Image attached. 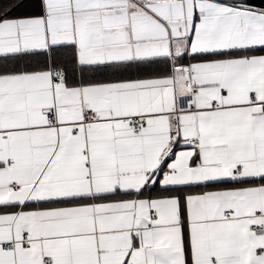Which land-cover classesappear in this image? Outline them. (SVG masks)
Masks as SVG:
<instances>
[{
	"label": "snow or ice",
	"instance_id": "1",
	"mask_svg": "<svg viewBox=\"0 0 264 264\" xmlns=\"http://www.w3.org/2000/svg\"><path fill=\"white\" fill-rule=\"evenodd\" d=\"M0 264H264V0L0 3Z\"/></svg>",
	"mask_w": 264,
	"mask_h": 264
},
{
	"label": "trees",
	"instance_id": "2",
	"mask_svg": "<svg viewBox=\"0 0 264 264\" xmlns=\"http://www.w3.org/2000/svg\"><path fill=\"white\" fill-rule=\"evenodd\" d=\"M5 2H6V0H0V3H5ZM252 2H254V3H260L261 0H252ZM24 11H26V10H23L22 9L19 13H17V15L23 14Z\"/></svg>",
	"mask_w": 264,
	"mask_h": 264
}]
</instances>
